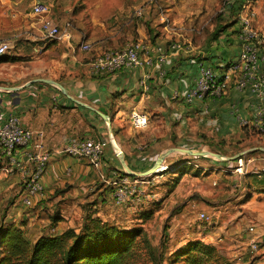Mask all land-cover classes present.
<instances>
[{
  "label": "crops",
  "instance_id": "0c3cea01",
  "mask_svg": "<svg viewBox=\"0 0 264 264\" xmlns=\"http://www.w3.org/2000/svg\"><path fill=\"white\" fill-rule=\"evenodd\" d=\"M35 1L0 0V38L9 40L12 49L0 67V123L10 113L18 115L22 125L35 133L31 147L41 142L51 157L41 179V194L26 206L22 198L32 166L25 164V149L16 153L19 165L0 151V207L8 208L0 211V223L21 225L27 238L35 241L41 235L74 228L79 219L82 223V206L92 198L94 208L106 199L105 220L119 223L127 212L148 202L135 192L125 206H115L112 182L148 170L167 150L172 151L163 164L172 167L180 161L174 158L176 149L209 148L223 156L216 164L218 193L224 196L218 200L217 232L227 239L253 226L260 243L264 242V134L254 128L256 97L235 88L220 96L186 97L196 86L200 63L220 69L237 56L238 22L236 33L218 37L214 47L198 50L181 44L177 50L169 49L173 41L150 40L139 25L138 39L168 49L165 62L95 75L92 59L112 49L106 46V36H98V21L93 18L90 29L72 31L70 42L47 39L38 22L31 20ZM257 23L255 27L264 33ZM82 42L90 43L91 50L83 51ZM174 92L177 99L172 97ZM135 111L147 115L145 127H133L130 116ZM89 137L104 142L100 167L65 151L69 143ZM205 158L195 159L206 164ZM251 239L248 232L249 243Z\"/></svg>",
  "mask_w": 264,
  "mask_h": 264
},
{
  "label": "rangeland",
  "instance_id": "374dc122",
  "mask_svg": "<svg viewBox=\"0 0 264 264\" xmlns=\"http://www.w3.org/2000/svg\"><path fill=\"white\" fill-rule=\"evenodd\" d=\"M44 1L50 6L49 15L55 18L62 28L76 34L81 32L82 28L90 29L94 25L92 19L95 18L98 21L95 28L98 36H106V46L112 49L140 38L137 32L139 25L144 26L148 39L153 41H175L181 45L196 47L197 50L211 48L216 43L209 40L214 29L217 26L225 27L219 37L233 35L240 26V13H245L249 7L256 13L254 28L257 29V18V27L264 29V0ZM232 6L234 13L230 12ZM139 8L144 9L141 17L136 14ZM31 20L39 21L37 17L32 16ZM237 22L238 27L234 26ZM6 58L7 55L0 60V67ZM206 151L211 152V155H202L206 157V164L195 159L199 156L176 152L174 158L180 161L176 162L172 169L182 167L181 173H186L174 175L172 172H165L166 168L147 176L148 182L140 184V188L145 193H150L151 197L145 199L148 203L141 209L137 207L136 210H130L126 213L124 221L120 218L121 222L114 224L130 229L141 227L147 241L161 251L162 264H178L177 251L193 240L215 245L235 264H264V242L259 244V251H252L246 227L241 229V233L228 236L227 239L217 232L216 228L221 219L218 200L224 196L218 193L220 173L216 164L223 161V156L213 149L207 148ZM232 187L230 182L228 189ZM92 199H87L82 206L85 212L84 220L91 213H97L101 217L99 212H102L104 218L101 219L105 220L103 213L107 211L106 206L109 203L104 199L101 206L97 203L94 208ZM7 209L0 207V211ZM123 210L115 209L114 212ZM200 213H204L207 218L201 219ZM105 221L111 223L109 220ZM83 223L84 221L81 223L79 219L75 227H82ZM141 246H144L143 242ZM134 264H157V261L150 257L144 248L139 256L137 254Z\"/></svg>",
  "mask_w": 264,
  "mask_h": 264
},
{
  "label": "built area",
  "instance_id": "2783aa9c",
  "mask_svg": "<svg viewBox=\"0 0 264 264\" xmlns=\"http://www.w3.org/2000/svg\"><path fill=\"white\" fill-rule=\"evenodd\" d=\"M143 11L141 8L137 9V16L141 17ZM31 12L38 18L39 29L45 38L67 42L73 40V32L62 28L50 17V6L46 2L35 1ZM255 17L256 13L250 7L245 13H240L237 56L220 69L200 63L196 86L188 92L186 97L190 99L193 97L203 98L207 95L220 96L230 88L248 91L256 97L254 128L258 133L264 134V33L254 28ZM10 45L9 40L0 38V57L7 54ZM168 47L177 50L181 45L173 42ZM80 48L83 51H89L91 44L82 42ZM153 55H155V60ZM167 55L168 49L166 50L163 45L156 46L144 39H136L121 48L110 49L95 56L90 64L91 73L97 75L115 72L123 67H145L154 62L162 65ZM172 97L177 99L179 95L174 92ZM130 119L135 128H143L148 124V117L142 112H133ZM34 137L35 133L25 128L20 117L14 113L8 114L0 123V151L14 164L19 165L16 153L19 149H25V164L32 166L31 172L25 179V195L22 198V202L26 206H31L33 198L41 194V179L51 157L41 142L35 144L36 149L31 147ZM104 147L103 141L89 137L69 143L65 147V151L73 156L86 159L94 167H100L103 161ZM242 164L243 162H241ZM146 178L147 176L124 175L120 177L119 181L112 182L114 190L111 201L113 204L115 206L124 205L135 192L140 197L144 195L148 198L149 195L140 190V184L148 182ZM200 218L206 219L207 216L200 213ZM248 231L252 234L250 247L252 251H258L260 237L256 234L253 226H249Z\"/></svg>",
  "mask_w": 264,
  "mask_h": 264
},
{
  "label": "trees",
  "instance_id": "16d2710c",
  "mask_svg": "<svg viewBox=\"0 0 264 264\" xmlns=\"http://www.w3.org/2000/svg\"><path fill=\"white\" fill-rule=\"evenodd\" d=\"M232 8L230 12L234 13ZM224 28L217 26L209 40H217ZM171 169L168 167L165 172L186 173H181L182 167ZM144 248L157 264L163 263L161 251L147 241L141 227H120L97 213L86 216L79 232L70 227L60 233L41 235L35 241L27 238L21 225L0 223V264H134ZM176 255L178 264H235L215 245L201 240L189 241Z\"/></svg>",
  "mask_w": 264,
  "mask_h": 264
},
{
  "label": "water",
  "instance_id": "95a60500",
  "mask_svg": "<svg viewBox=\"0 0 264 264\" xmlns=\"http://www.w3.org/2000/svg\"><path fill=\"white\" fill-rule=\"evenodd\" d=\"M103 117L106 119L107 122L110 123V119L107 115H104L102 114ZM109 131L111 133V127H109ZM182 153H185L187 155H191V156H202V155H205L203 150H190V149H185V148H178L176 149ZM172 150H167L165 153H163L161 156L158 157V159L155 161L154 165L149 168L148 170L142 172V173H138L136 175H140V176H150L151 174H154V173H158L160 171H163L164 169L168 168L166 165L163 164L164 160H165V157H167L170 153H171ZM119 155L123 158V153L121 151H119ZM218 157H220V155H217ZM164 165L166 168L162 169V166L161 165ZM126 169L128 170V172L130 174H135L133 173L128 167H126Z\"/></svg>",
  "mask_w": 264,
  "mask_h": 264
},
{
  "label": "bare ground",
  "instance_id": "6f19581e",
  "mask_svg": "<svg viewBox=\"0 0 264 264\" xmlns=\"http://www.w3.org/2000/svg\"><path fill=\"white\" fill-rule=\"evenodd\" d=\"M203 152L205 155H211V152H209V151L204 150ZM161 166H162V169L165 168V166L163 164Z\"/></svg>",
  "mask_w": 264,
  "mask_h": 264
}]
</instances>
